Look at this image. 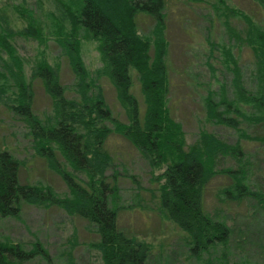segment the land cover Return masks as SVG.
<instances>
[{"label": "rangeland", "instance_id": "374dc122", "mask_svg": "<svg viewBox=\"0 0 264 264\" xmlns=\"http://www.w3.org/2000/svg\"><path fill=\"white\" fill-rule=\"evenodd\" d=\"M57 8L56 0H0V15L7 17L11 28L21 31L33 26L36 30L35 37L19 35L10 40L23 80L33 90L32 112L41 120L54 116L41 80L31 78V67L57 68L68 99L78 98L72 86L77 81L74 67H80L88 75L85 81L95 79L112 118L128 124L126 108L107 76L108 65L99 50L100 43L87 38L82 28L74 33L69 23L59 20ZM165 14L167 108L170 118L180 125L183 149L195 146L201 131L238 145L241 156H219L214 169L240 170L244 173L241 181L249 191L264 196V111L257 109L254 101L264 92V70L255 58L251 31L255 27L264 32V0H165ZM136 24L138 33L145 37L155 23L148 14L138 12ZM64 43H69L68 48ZM78 58L80 66L76 64ZM8 59V54L0 49V84L7 86L11 96L16 89L4 66ZM132 79L131 94L137 100L141 119L144 99L135 73ZM207 102L218 114L236 119L238 125L219 123L209 113ZM235 108L239 110L237 114ZM106 125L113 130L112 123ZM27 134L23 120L0 106V149H8L19 160V182H42L61 197L67 196L65 183L35 154ZM104 149L120 174L118 194L110 201L112 207H118L117 226L125 236L149 245L146 264H264V208L259 205V198L229 201L221 195L219 190L230 186L233 178L215 175L203 195L205 213L223 222L231 235L225 244H216L196 256L191 253L186 235L159 212L158 189L162 182L156 178L164 167L151 169L119 134L110 133ZM59 159L70 171L60 155ZM111 174L109 170L106 175ZM79 178L86 180L83 174ZM98 241L93 225L58 207L23 205L18 217L0 218L1 243L20 245L26 251L41 245L51 264H102L100 253L91 246ZM23 264L49 263L37 256Z\"/></svg>", "mask_w": 264, "mask_h": 264}, {"label": "trees", "instance_id": "16d2710c", "mask_svg": "<svg viewBox=\"0 0 264 264\" xmlns=\"http://www.w3.org/2000/svg\"><path fill=\"white\" fill-rule=\"evenodd\" d=\"M67 1L69 3L56 0L59 20L69 23L74 33L82 28L87 38L100 43L99 50L108 65L107 76L117 98L126 108L129 123L123 124L112 118L95 79L85 81L88 75L80 67H74L77 81L72 86L77 99L66 98L57 68H30L31 78L41 80L54 113L53 117L45 120L37 118L32 112V87L23 80L20 61L10 42L19 35L35 37V27L17 31L1 14L0 49L8 54L9 59L4 61V66L13 79L16 93L9 96L7 86L0 84V106L8 108L23 120L35 154L62 179L68 195L61 197L42 182L20 183L19 160L8 149H0V218L18 217L23 205L42 209L58 207L70 216L93 225L99 241L91 246L100 253L102 264H146L149 245L136 237L125 236L119 230L118 207L110 204L118 194L120 174L115 171L113 158L104 149V144L108 135L115 133L126 139L151 169L164 167L156 178V181L162 182L158 189L159 212L186 235L192 246L191 253L198 256V253L216 244H225L231 230L204 211L206 184L215 175L223 174L234 180L230 186L219 190L227 200L255 197L259 198V205L264 208V196L249 191L241 181L244 173L240 170L214 169L215 159L219 156L240 157L242 152L238 145H230L214 134L201 131L195 146L183 149L180 125L170 118L167 108L165 0ZM138 12L148 14L155 23L149 36L138 33ZM234 12L241 13L236 9ZM251 31L255 41V58L264 70V32L255 27ZM64 45L68 48L69 43ZM72 53L78 57L75 48H72ZM76 61L80 66L79 58ZM134 73L145 104L141 119L137 100L131 94ZM254 101L257 109L264 111V92ZM207 104L209 113L219 123L232 127L238 125L236 119L218 114L210 102ZM236 109L234 112L237 114L239 110ZM106 123L113 124L112 131ZM57 152L70 171L63 166ZM109 170L112 174L107 176ZM82 174L86 180L79 178ZM130 180L134 182V176ZM37 256L51 264L41 245H34L32 251H26L20 245L0 242V264H23Z\"/></svg>", "mask_w": 264, "mask_h": 264}]
</instances>
